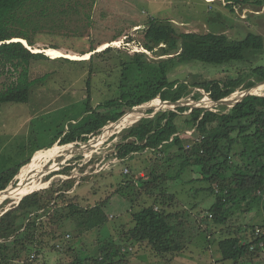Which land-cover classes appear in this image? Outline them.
<instances>
[{
    "label": "rangeland",
    "instance_id": "1",
    "mask_svg": "<svg viewBox=\"0 0 264 264\" xmlns=\"http://www.w3.org/2000/svg\"><path fill=\"white\" fill-rule=\"evenodd\" d=\"M50 5L46 15L39 13L40 10L35 11L33 23L25 29L35 46L29 47L26 41L25 45L32 53H43L48 58L31 63L29 79L34 81L45 75L47 79L31 87L26 103L0 104V174L30 161L21 167L9 185L16 189L19 185L23 188L30 181L35 184L37 177L46 173L48 176V171L56 169L49 177V182H38L35 185L41 186L32 190L47 189L49 192L53 189L55 197L64 192L68 197H74L83 208L106 202L104 212L110 220L101 228L80 234L71 226H50L47 212L41 211L43 213L38 221L43 225L42 231L46 235L53 231L54 238L52 235L41 238L45 244L38 247V253H29V256L37 254L34 264H92L90 261L106 253L103 252L106 245L121 246V253L124 254V257L119 256L110 261L111 264H232L222 262L219 242L237 233L249 241L254 238L253 228L264 229V199L249 197L247 200L252 203L230 205L226 223L219 225L212 218L207 219L216 195L207 191L208 183L197 180L200 170L188 168L180 177L181 180L169 179L160 188L137 195L139 180L146 181L149 178V167L153 161L151 154H136L125 161L116 154V146L121 142L117 137L124 135L118 134L122 129L136 124L138 118L146 116L149 111L163 113L169 110V106L156 99L141 109L126 111L121 122L109 123L99 137L90 139L94 140L87 145L90 149L81 147L86 144L82 141L69 146L62 141L68 127H77L84 120L88 121L93 117L91 113L96 116L119 111L114 102L120 98L123 69L133 68V65H125L124 60L129 61L130 57L138 53H144L152 63L176 62L172 65V80L225 81L242 76L258 83L254 70L264 67V49L249 52L243 62L214 65L198 61L189 54L181 55V52L166 55L162 53L165 44L148 51L144 46V31L151 19H157L170 22L179 34L223 33L231 39H243L248 33H254L264 38V5L255 8L235 4L230 8L228 0H69L64 1L63 7L59 2L55 6ZM32 11L26 9L21 16L25 18ZM116 41L119 42L117 45L114 44ZM105 43L109 44L107 48L111 51L99 50ZM51 47L77 55L93 49L95 51L91 52L94 54L92 60H73L67 57L52 58L45 52ZM8 69L0 62V92L19 77L20 71ZM241 90L235 91L236 94L241 93ZM197 91H201L203 96L195 101L193 93ZM193 93L185 100L195 106L202 102L203 107L225 112L233 103V100L228 99L226 104L217 105L209 100L210 95L204 90L195 89ZM255 95H264V90H258ZM107 104L111 106L107 107ZM132 116L134 118L129 119ZM188 120H192L190 112L180 115L176 120L178 130L186 138L196 135ZM62 133L60 139L52 144ZM108 138V142L103 145ZM39 149L43 150L39 152ZM162 160L164 163V158ZM170 166L165 163L160 174L170 171ZM126 169L129 171L127 175ZM227 175L231 176L230 171ZM126 185L128 187L123 194L116 192ZM163 188L170 197L166 212L179 217L184 236L183 251L165 258L155 255L146 243L121 240L134 224L132 214L147 206L162 209L163 205L155 201L158 195L160 199L164 195ZM67 190L68 193H65ZM133 192L137 196H131ZM16 199L7 198L0 202V216L19 201ZM67 211L66 206L61 205L59 209H54V214ZM68 235L70 239H67ZM29 256L10 264H24ZM255 262L242 261L239 264ZM259 264H264V260L259 261Z\"/></svg>",
    "mask_w": 264,
    "mask_h": 264
},
{
    "label": "trees",
    "instance_id": "2",
    "mask_svg": "<svg viewBox=\"0 0 264 264\" xmlns=\"http://www.w3.org/2000/svg\"><path fill=\"white\" fill-rule=\"evenodd\" d=\"M64 1L69 0H0V62L9 68V71H20L17 80L0 92V104L26 103L29 100L31 87L36 82L47 79L45 75L31 81L29 70L32 62L48 58L43 53H32L23 42H15V40H24L29 47H34L35 42L25 29L30 28V24L33 23L35 11L40 10L39 13L46 15L45 12L52 6L50 4L55 6L56 2H59L63 7ZM228 2L230 8L235 4L250 5L255 8L264 5V0H228ZM26 9L33 11L23 18L21 13ZM61 12L64 13V10ZM144 32V46L148 51L165 44L166 48L162 53L166 55L181 52V55L189 54L198 61L214 65L243 62L249 52H259L264 49V38L254 33H248L243 39H231L223 33L179 34L170 22L157 19H151ZM94 51L95 49L82 55L92 54L91 52ZM106 51L109 52L111 49L107 48L104 52ZM93 55L88 60H92ZM124 62L127 66L133 65V68L123 69L120 98L114 102V106H118L119 111L110 115L95 116L91 110H88L87 112L93 117L88 121L84 120L76 125L77 127H68L63 144L76 141L87 143L92 137L98 136L109 123H116L126 111L157 98L163 101H178L189 98L195 89H201L210 97L219 98L210 101L219 102L238 89L243 90L255 83L242 76L225 81L172 80L170 79L172 65L176 62L170 60L166 63L162 61L152 63L147 60L144 53L135 54L129 61L124 60ZM254 76L257 77L258 82L263 81L264 67L256 68ZM193 94V100L202 99L201 91ZM240 101L241 98L233 106L234 109L229 108L230 110L225 112L192 111V120H188L187 123H190L191 128L195 130V136L186 138L181 135L176 120L180 115L190 111L187 108H177L166 114L143 119L136 126L132 127V125L128 133L117 137L121 140L116 146V154L120 160L125 161L136 154L150 153L152 156L149 178L146 181L139 180L140 188L137 195L141 192H152L169 179L181 180L184 171L188 168L191 170L196 168L200 170V177H197V180L208 183L207 191L216 195V201L207 216V219L212 218L216 224L226 223L230 205L240 202L252 203L251 200H247L249 197L264 199L262 194L264 191V95L248 96L241 106ZM110 106L107 104V107ZM62 135L63 133L52 144H55ZM43 149L37 151L41 152ZM29 162L0 174V190L6 189L21 167ZM165 163L171 165V170L160 174V169ZM228 171L231 176L227 175ZM49 179L47 178L46 181ZM127 185L118 188L116 192L123 194ZM164 189L162 192L164 195L161 199L158 195L155 201L163 205L162 209L147 206L132 214L134 224L121 239L137 244L146 243L155 255L162 258L180 254L184 249V236L181 231L183 224L176 214L166 212L165 208L169 205L170 197ZM52 190L49 192L47 189L39 190L25 196L18 205L11 206L0 216V263L10 264L25 259L32 251L38 253V247L45 244L40 240L41 238L50 235L54 238L53 231L48 235L42 231L43 225L38 220L43 212H47L50 226L57 225L62 228L71 226L80 234L101 228L110 220L104 212L106 202L83 208L74 197L70 198L64 192L58 193L55 197ZM65 193H68V190ZM137 195L134 192L131 194L134 197ZM61 205H65L68 211L54 214V209H59ZM255 228H253L252 240L247 241L238 233L234 237L229 236L220 240L222 262L239 264L242 261L264 260V246L263 249L256 247L260 242H264V236H257L254 233ZM70 238L71 236L68 235L67 239ZM254 246L255 249L252 250ZM120 247L106 245L103 249L106 253L90 262L111 264L109 262L117 257H124Z\"/></svg>",
    "mask_w": 264,
    "mask_h": 264
},
{
    "label": "water",
    "instance_id": "3",
    "mask_svg": "<svg viewBox=\"0 0 264 264\" xmlns=\"http://www.w3.org/2000/svg\"><path fill=\"white\" fill-rule=\"evenodd\" d=\"M16 42V41H15ZM19 42H21V41H19ZM25 45V44H24ZM258 90H264V80L263 81H259L258 83H253V84H251L250 86H248V87H246L245 89H243V90H241L242 92H241V101H240V106L241 105H243V103H244V101L246 100V98L248 97V96H252V95H255V92H257ZM236 94V92L234 93V94H231V95H229V96H227L229 99H231V100H234L233 99V95H235ZM158 99V98H157ZM210 99H219V98H217V97H210L209 98V100ZM156 100V99H155ZM159 100L161 101V102H163V103H166L169 107V110H167V111H165V112H163V113H159V112H154V111H149L148 113H147V115L146 116H141V117H139L138 119V121H137V123L135 124V125H133L132 127H134V126H136L139 122H141L143 119H146V118H149V117H154V116H158V115H162V114H166V113H168V112H170V111H175L177 108H187V109H189V111H190V113L192 112V111H194V110H204V111H215V110H213L212 108H210V107H203V103L202 102H199V104L197 103V106H195V104H193V103H191L190 101H186L185 99H181V100H178V101H162V99L161 98H159ZM154 101V100H153ZM147 104V103H146ZM143 105H145L144 103H143ZM143 105H141V106H138V107H135L134 109H137V108H139V109H141V107H143ZM230 108H233V107H230ZM236 108V107H235ZM234 109V108H233ZM230 109H228L227 108V111H229ZM125 117V115L122 117V118H120L117 122H120V121H122V119ZM132 127H130L129 129H126V128H124V129H122L118 134H121V133H128L129 132V130L132 128ZM104 129H105V127H104ZM99 137V136H98ZM108 140H109V138L107 139V140H105L104 141V143H103V145L104 144H106L107 142H108ZM92 141H94V140H91V141H89V142H87L85 145H81V147H83L84 149H88L89 147L87 146L90 142H92ZM68 145H72V143H70V144H68ZM98 148H100V147H98ZM97 148V149H98ZM90 149V148H89ZM93 149V148H92ZM52 165H54V164H52ZM52 165H50V169H51V166ZM53 170V169H52ZM48 171L49 172V175L47 176L46 174H48V173H46L45 175H42L41 177H37L36 179H35V184H37L38 182H43V183H47V182H49L50 181V179L48 180V181H46V179L47 178H49V177H51L52 175H53V173L54 172H56L57 170L55 169V171ZM47 176V177H46ZM53 178V177H52ZM46 181V182H45ZM35 184H32L31 186H35ZM10 188H12L11 186H8L6 189H3V190H0V192H8V190L10 189ZM34 192H36V191H34V190H32L30 193H28L27 195H25V196H28V195H30V194H32V193H34ZM24 196V197H25ZM24 197H21L20 198V200L18 201V202H16V204L15 205H18L19 203H20V201L24 198Z\"/></svg>",
    "mask_w": 264,
    "mask_h": 264
},
{
    "label": "bare ground",
    "instance_id": "4",
    "mask_svg": "<svg viewBox=\"0 0 264 264\" xmlns=\"http://www.w3.org/2000/svg\"><path fill=\"white\" fill-rule=\"evenodd\" d=\"M16 41H21L24 44H26V42L24 40L16 39ZM118 43H119L118 41L114 42L115 45H117ZM108 45H109L108 43H105V44L101 45L99 47V50L103 51L104 49H106L108 47ZM45 52L49 56H51L52 58L67 57V58H70V59H73V60H78V59L79 60H82V59L85 60V59H89L92 56V54L77 55V54L70 53V52H64L61 49H52V48L46 49ZM241 95H242L241 93H237V94L233 95V99L234 100H233V103H232L231 107H233L235 104H237L238 100L241 98ZM228 99L229 98H226V99L220 100L219 102H215V103H217V105H224V104H226L228 102ZM230 101H232V100H230ZM161 103L162 104H166V103H163V102H161ZM149 104H152V102H150ZM166 106H168V105L166 104ZM133 118H134V116L130 117L129 119H133ZM118 123H114V124H118ZM67 146H69V145H67ZM35 156H37V155H35ZM34 161L35 160H33L31 162L30 166L33 164ZM32 184H34V183H32L30 181L29 183L25 184L23 188H20V185H19V187L16 188V189L15 188H10L8 190V192H0V202L3 201V200H7V198L15 200L16 196L17 197L19 196L16 200H20L21 197H24L25 195H27L32 189L39 188L41 186V185L31 186Z\"/></svg>",
    "mask_w": 264,
    "mask_h": 264
},
{
    "label": "built area",
    "instance_id": "5",
    "mask_svg": "<svg viewBox=\"0 0 264 264\" xmlns=\"http://www.w3.org/2000/svg\"><path fill=\"white\" fill-rule=\"evenodd\" d=\"M120 48V47H119ZM128 169H126L125 171V174L127 175L128 174ZM254 233L257 235V236H264V229L260 228V227H256L254 229ZM264 246V242H260L256 247H260L262 248ZM252 250L255 249V246L251 248ZM263 249V248H262ZM36 260V255L35 254H32L31 256H29V259L24 263V264H34Z\"/></svg>",
    "mask_w": 264,
    "mask_h": 264
},
{
    "label": "crops",
    "instance_id": "6",
    "mask_svg": "<svg viewBox=\"0 0 264 264\" xmlns=\"http://www.w3.org/2000/svg\"><path fill=\"white\" fill-rule=\"evenodd\" d=\"M254 264H259V261L255 262Z\"/></svg>",
    "mask_w": 264,
    "mask_h": 264
},
{
    "label": "clouds",
    "instance_id": "7",
    "mask_svg": "<svg viewBox=\"0 0 264 264\" xmlns=\"http://www.w3.org/2000/svg\"><path fill=\"white\" fill-rule=\"evenodd\" d=\"M26 46V45H25ZM27 47V46H26ZM28 48V47H27ZM70 60V59H69Z\"/></svg>",
    "mask_w": 264,
    "mask_h": 264
}]
</instances>
